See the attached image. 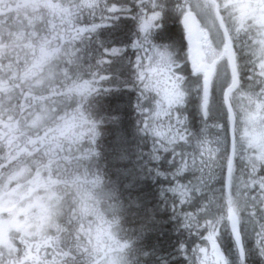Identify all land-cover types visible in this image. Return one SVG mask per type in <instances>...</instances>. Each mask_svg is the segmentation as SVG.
I'll return each instance as SVG.
<instances>
[{"label":"snow or ice","instance_id":"6c2138e0","mask_svg":"<svg viewBox=\"0 0 264 264\" xmlns=\"http://www.w3.org/2000/svg\"><path fill=\"white\" fill-rule=\"evenodd\" d=\"M77 7L87 10L88 19L74 27V36L29 38L20 47L32 59L22 69L9 65L7 83L0 81V92L24 101L0 104V264H80L58 243L73 223L89 215L103 220L91 194L65 212L56 192L58 183L67 184L56 172L71 154L65 139L72 120L61 117L56 128L45 127L58 114L34 87L49 79L45 66L57 59L66 66L87 59L101 82L114 79L104 69L116 61L131 70V81H120L115 91L124 86L139 93V130L152 141L144 153L152 164L147 176L161 182L160 199L171 206L177 230L187 233L179 244L184 264H231L221 246L224 233L231 236L237 264H249L242 225L251 227L258 264H264V0H85ZM168 15L179 23L181 37L167 27ZM122 19L134 23L129 43L100 39L102 30ZM76 38L81 43L73 47ZM61 39L65 45L54 48L52 41ZM93 83L77 89L90 91ZM109 210L116 223L118 206ZM62 214L67 225H56Z\"/></svg>","mask_w":264,"mask_h":264},{"label":"trees","instance_id":"16d2710c","mask_svg":"<svg viewBox=\"0 0 264 264\" xmlns=\"http://www.w3.org/2000/svg\"><path fill=\"white\" fill-rule=\"evenodd\" d=\"M84 2L85 0H49L45 4L31 5L28 12L33 11L36 16L23 20L25 26L24 31L21 29V44L27 42L29 38L51 39L57 33L62 37L66 33L74 36V27H83L84 21L88 19L87 10L81 13L80 8L77 7ZM127 2L131 4L132 0ZM46 4L59 7L52 9L46 7ZM98 20L99 13H97ZM166 24L179 38L180 29L175 18L171 15L166 16ZM134 30L132 21L122 19L114 27L102 30L99 36L102 40L111 39L114 43L122 45L131 41ZM13 38L15 40L16 36L13 35ZM57 43L63 46L66 41L53 40L52 46L55 48ZM80 43V39L76 38L72 41V46H79ZM2 53L5 60L3 64L16 63L15 56L20 53L21 65L13 66L14 69H22L25 59L29 61L32 59L31 52L22 48L18 53L9 51ZM53 62L55 67L59 64L57 79L34 88V92L42 90L51 105L52 112L58 114L56 120L68 116L69 120H72L71 129L74 128L75 122H79L80 126L89 122L96 127L95 129L102 131L104 151L108 161L107 167L101 168L94 163L93 155L81 159L85 153H92L91 150L94 148L92 134L88 137L81 135L84 139L81 143H79L81 138L75 136L65 141L66 147L71 146V154L67 162H61V168L56 172V176L63 175L67 181V184L61 181L56 186L64 210L67 212L73 204L79 207L81 196L91 194V204L103 220H98L95 215H89L82 223H73L68 226L64 240L58 244L66 252L71 249L70 256H75L80 264H97V262L104 264L105 261L108 264H184L179 244L187 239V233L182 229L177 230L178 221L173 218L171 206L165 205L160 199L161 182L147 176V169L152 167V164L144 153H147L152 141L139 130L143 126L141 116L135 109L136 96L139 93L124 90V86H121V91H115L120 81L124 79L131 81V70L124 69L120 61L105 66L104 74H111L114 77L109 83L101 82L94 77L87 59L67 66L58 59ZM91 63L95 64V61L92 60ZM8 66H0L5 78H7ZM65 72L67 77L64 75ZM117 76L119 79L115 78ZM94 79L95 83L90 85V91L77 89L78 85ZM138 87L142 85L138 83ZM106 89L112 91L108 92ZM144 111L147 112L148 109ZM190 116L193 124L198 126L200 117L194 108L191 109ZM73 131L79 132V128L71 132ZM68 151L65 148L66 154ZM122 153L127 155L126 160L120 159ZM77 178L80 183H73ZM97 178L99 184H93L92 181ZM126 184L130 186L125 187ZM110 205L118 206L116 223H112L113 214L109 210ZM62 223L67 225L63 214L57 218L56 225ZM77 242L82 245L79 249L76 247ZM85 246L88 249L87 254H84ZM221 246L231 264H237L238 253L230 234L222 235ZM111 259H114V263L110 262ZM252 261L258 260L252 259Z\"/></svg>","mask_w":264,"mask_h":264},{"label":"flooded vegetation","instance_id":"af4514ba","mask_svg":"<svg viewBox=\"0 0 264 264\" xmlns=\"http://www.w3.org/2000/svg\"><path fill=\"white\" fill-rule=\"evenodd\" d=\"M30 1H31L30 4L35 5L39 3H45L49 0H30ZM246 2H248V0H246ZM25 3L26 1H23V0H0V66H8V65L20 66L21 65L22 56L18 52L21 51L20 45H21L22 32H21V28L19 27V25L22 23L23 7ZM177 24L180 29L179 37H181L182 30L178 22ZM13 35L16 36L15 40L13 38ZM3 51L18 53L15 56V58H17L16 59L17 62L14 64H11V63L7 64V62L3 64L5 62L3 58V53H2ZM1 60H2V63H1ZM0 81H3L5 84L7 83V78L4 77L1 71H0ZM7 102H10L13 106H15L17 102L23 103L24 101L23 99H20L19 101H17L15 98L9 97L7 94L0 92V104L7 103ZM42 135H44V133ZM243 226L247 227L248 225H243ZM53 231H55V228H53ZM0 232H2V226H0ZM58 247H60L59 244H58ZM246 249L248 252L249 264H258V261H252V259L259 260V257L254 251L253 243L251 244L250 242L246 243ZM48 252L49 254H51L52 249H49Z\"/></svg>","mask_w":264,"mask_h":264},{"label":"rangeland","instance_id":"374dc122","mask_svg":"<svg viewBox=\"0 0 264 264\" xmlns=\"http://www.w3.org/2000/svg\"><path fill=\"white\" fill-rule=\"evenodd\" d=\"M23 1H26V3L24 4V11H23V15H22V23L19 25V27L22 29V31H24V26H25V24H24V21L23 20H27L28 18H30V17H32V18H35V15L34 16H32V14H28L27 12H26V10L28 9V8H30L31 7V5L29 4L31 1L30 0H23ZM36 5V4H35ZM27 8V9H26ZM49 66H51V71L49 72L48 71V69H49ZM45 73L49 76V79L46 81V82H44L43 83V85H45V84H47V83H49V82H51L52 80L54 81V80H56L57 79V68L55 67V64H54V62L53 61H49V64L48 65H46L45 66ZM23 83H24V81H23ZM43 85H39V84H37V85H35V87L34 88H39V87H41V86H43ZM68 119H69V117L68 116H66ZM59 121H61V123H57V122H59ZM29 123H31V121L29 122ZM63 123V121L60 119V117L53 123V126H54V128H56L59 124H62ZM74 126V128H72V129H70L71 131L72 130H74V129H78L79 128V132H71L70 130H67L66 131V135L68 136V138L67 139H69V137H76V138H81V135H83V136H90L91 134L93 135V131H94V129L96 128V127H94V125L93 124H91V123H84V125H79V122H75L74 124H73ZM35 127H39V125H36ZM76 127V128H75ZM69 132H70V135H69ZM79 135H80V137H79ZM83 138V137H82ZM80 139V142L79 143H81L82 141H84V139ZM78 139V140H79ZM87 138H85V140H86ZM91 139H92V137H91ZM66 141V140H65ZM67 144L69 145V143L67 142ZM66 144V145H67ZM65 148L67 149V150H71V146L70 147H66L65 146ZM242 231L244 232V234H245V241H246V243H249V242H251V243H253L252 242V239H250L251 238V233H252V230H251V227L250 226H245L244 228H242ZM249 239H250V241H249ZM249 241V242H248ZM110 262L111 263H114V259H111L110 260Z\"/></svg>","mask_w":264,"mask_h":264},{"label":"clouds","instance_id":"9594fccd","mask_svg":"<svg viewBox=\"0 0 264 264\" xmlns=\"http://www.w3.org/2000/svg\"><path fill=\"white\" fill-rule=\"evenodd\" d=\"M103 137H104V133L102 131L98 129H94L92 136V144L94 145V148L91 151H92V155L95 157L94 163L96 165L101 166V168L107 167V163H108L104 151ZM117 179L119 180V177ZM129 186L130 185L127 184L125 185V187H129ZM148 211H152V209H148ZM97 264H99V262H97ZM104 264H108V262L105 261Z\"/></svg>","mask_w":264,"mask_h":264}]
</instances>
